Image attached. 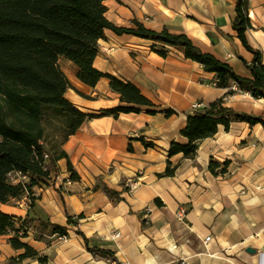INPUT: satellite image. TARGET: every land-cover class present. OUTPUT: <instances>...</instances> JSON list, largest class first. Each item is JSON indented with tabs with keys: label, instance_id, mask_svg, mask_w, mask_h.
Instances as JSON below:
<instances>
[{
	"label": "crops",
	"instance_id": "0c3cea01",
	"mask_svg": "<svg viewBox=\"0 0 264 264\" xmlns=\"http://www.w3.org/2000/svg\"><path fill=\"white\" fill-rule=\"evenodd\" d=\"M104 5L106 18L116 26L128 28L137 20L150 30L185 34L237 75L250 76L245 63L253 56L231 27L235 0H106ZM248 18L252 28L246 40L261 52L264 64V0H249ZM152 45L105 30L93 66L132 83L153 104L176 114L86 120L62 146L79 179H69L66 159H60L58 179L33 189L37 211L61 226H67L69 215L76 227L67 226L68 236L49 245L31 235L25 241L46 257V264H108L86 250L76 229L91 245L113 251L118 264H264V126L233 122L227 131L219 126L198 143L194 158H168L172 141L185 142L179 131L192 105L213 102L226 90L212 86L214 75L185 59L181 50L169 48L162 58L148 50ZM58 65L71 86L65 98L80 111L98 113L120 104L106 78L89 87L77 80L70 61L60 57ZM224 104L264 117V99L245 92L226 97ZM141 139L154 147L146 148ZM210 161L228 162L227 173L211 174ZM167 162L176 166L174 175L158 177ZM98 183L118 191L122 200L109 198L95 188ZM27 204L23 198L0 204V211L22 218ZM179 208L185 210L180 220ZM19 253L0 236V264H10Z\"/></svg>",
	"mask_w": 264,
	"mask_h": 264
},
{
	"label": "trees",
	"instance_id": "16d2710c",
	"mask_svg": "<svg viewBox=\"0 0 264 264\" xmlns=\"http://www.w3.org/2000/svg\"><path fill=\"white\" fill-rule=\"evenodd\" d=\"M105 1L0 0V204L28 199V212L22 218L0 211V236L7 237L12 249L22 251L16 258H11V262L34 258L40 264H46L45 256H40L22 241L31 223L36 222L39 231H48L50 236H67V226L76 227L77 223L69 215L66 216L67 226H61L37 211L33 189L46 187L50 181L53 184L60 159H66L69 179H79L62 146L86 120L102 116L117 118L121 113H161L165 117L176 114L171 108L162 109L153 104L132 83L94 68L97 43L104 38L105 30L158 44L161 49L153 50L162 58L167 56L169 48H177L185 59L198 63L204 72L214 75L216 88L226 90L222 97L186 115L185 125L179 131L185 142L172 141L167 150L168 158L176 154H181L184 159L194 158L198 143L214 136L219 126L225 131L233 122L264 126V117L224 105V99L234 94L230 90L232 84L236 91L264 99L261 52L246 40V31L252 28L248 0H235L231 27L242 46L253 56L249 64L245 63L249 77L237 75L228 63L201 51L185 34H172L166 28L150 30L137 20H132V26L128 28L114 25L106 18ZM60 57L76 67V78L84 85L94 87L101 78H106L120 104L98 113L80 111L65 98V92L71 86L58 65ZM141 141L146 148L154 147L152 143ZM223 164L217 172L220 165L210 161L208 170L213 175L225 174L228 162ZM175 170L176 166L167 162L164 172L157 176L171 177ZM95 188H101L115 201L122 200L118 191L104 184L98 183ZM154 203L161 206L157 199ZM74 233L83 239L88 252L117 263L113 251L91 245L78 229ZM50 242L46 241L47 244Z\"/></svg>",
	"mask_w": 264,
	"mask_h": 264
},
{
	"label": "rangeland",
	"instance_id": "374dc122",
	"mask_svg": "<svg viewBox=\"0 0 264 264\" xmlns=\"http://www.w3.org/2000/svg\"><path fill=\"white\" fill-rule=\"evenodd\" d=\"M248 4H249V0H248ZM153 48H156V49H161V46L160 45H158V44H154V45H152V46H148V50L149 51H152V52H154V50H153ZM155 53V52H154ZM212 86H214L215 87V81L213 82V84H212ZM230 90H232V91H234V94H236V93H244V92H239V91H236V86L234 85V84H232L231 85V87H230ZM246 93V92H245ZM233 94V95H234ZM232 96V95H231ZM253 98V97H252ZM203 105H206V104H202V103H200V102H195L193 105H192V109H198V108H202V106ZM225 105V104H224ZM224 164L222 163V164H220V168H218V169H216V171L217 172H219L221 169H222V166H223ZM225 168H226V172H225V174L227 173V170H228V164H227V166H225ZM217 175H223L222 173H218ZM52 183V181H50V183L49 184H51ZM34 192V191H33ZM26 200H27V203H28V199L27 198H25ZM27 206H28V204H27ZM180 210H183L184 212H185V210L183 209V208H179ZM178 209V210H179ZM177 210V211H178ZM177 213V212H176ZM177 218V217H176ZM27 236L25 237V238H23L22 239V241L23 242H25V243H27L25 240H26V238H28L30 235H31V237H32V239L34 240V241H40V242H43V243H45L46 245H49V244H47L46 243V241L47 240H50L51 242L53 241V240H55V239H58V240H63V239H65L67 236H59V235H49V232L48 231H44V232H40L39 231V229H38V224L36 223V222H33V223H31L30 225H29V227L27 228ZM38 236H40L39 238H38ZM6 237V236H5ZM6 240H7V237H6ZM50 242V243H51ZM28 245H30L29 243H27ZM31 246V245H30ZM32 247V246H31ZM33 248V247H32ZM34 249V248H33ZM35 250V249H34ZM37 251V250H36ZM20 253L22 252L21 250L19 251ZM19 253V254H20ZM18 254V255H19ZM18 255H16V256H14V257H11V258H16ZM40 255V254H39ZM40 256H42V255H40ZM98 257V256H97ZM10 258V259H11ZM10 259H9V263L10 264H30V262L32 261V262H38L36 259H34V258H25V259H23V260H21V261H19L18 263H14V262H11L10 261ZM103 260H106L107 261V263L108 264H116V263H114V262H112L111 260H109V259H103ZM39 263V262H38ZM40 264V263H39Z\"/></svg>",
	"mask_w": 264,
	"mask_h": 264
},
{
	"label": "built area",
	"instance_id": "2783aa9c",
	"mask_svg": "<svg viewBox=\"0 0 264 264\" xmlns=\"http://www.w3.org/2000/svg\"><path fill=\"white\" fill-rule=\"evenodd\" d=\"M53 178H54V180H57L58 179V174H55L54 176H53ZM65 182L66 183H69V179H66L65 180ZM184 211L183 210H178L177 211V213H176V217L178 218V220H180L181 218H182V216L184 215ZM118 234H115V236H117ZM209 238H206V240H208ZM113 262V261H112ZM115 263V262H114ZM116 264H118V263H116Z\"/></svg>",
	"mask_w": 264,
	"mask_h": 264
}]
</instances>
